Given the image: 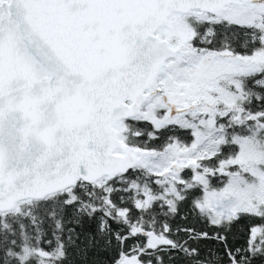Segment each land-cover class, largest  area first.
Wrapping results in <instances>:
<instances>
[{"label": "snow or ice", "instance_id": "snow-or-ice-1", "mask_svg": "<svg viewBox=\"0 0 264 264\" xmlns=\"http://www.w3.org/2000/svg\"><path fill=\"white\" fill-rule=\"evenodd\" d=\"M0 264H264V0H0Z\"/></svg>", "mask_w": 264, "mask_h": 264}]
</instances>
